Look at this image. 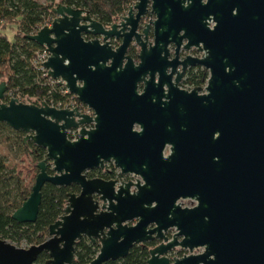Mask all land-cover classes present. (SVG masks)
Returning <instances> with one entry per match:
<instances>
[{
    "label": "water",
    "instance_id": "95a60500",
    "mask_svg": "<svg viewBox=\"0 0 264 264\" xmlns=\"http://www.w3.org/2000/svg\"><path fill=\"white\" fill-rule=\"evenodd\" d=\"M52 10L51 24L27 37L47 47L49 74L95 114L5 101L0 82V121L46 150L13 219L36 222L46 183L79 186L43 242L0 238V264H37L43 252L42 264H75L82 237L101 245L88 264L157 240L147 264H264V0H136L109 27L86 8ZM193 47L204 57L179 60ZM197 64L210 72L203 94L178 86ZM107 162L136 180L88 176ZM178 248L188 253L172 256Z\"/></svg>",
    "mask_w": 264,
    "mask_h": 264
},
{
    "label": "trees",
    "instance_id": "16d2710c",
    "mask_svg": "<svg viewBox=\"0 0 264 264\" xmlns=\"http://www.w3.org/2000/svg\"><path fill=\"white\" fill-rule=\"evenodd\" d=\"M60 2L74 7L86 8L91 14L105 25L112 24L131 5L133 0H60ZM59 3V2H58ZM57 0H50V4H43L38 0H0V82H7L5 100L12 96L24 102H38L51 99L58 101L63 96L59 90L63 87L55 82V89L51 85H44L46 77L35 68L36 51L42 48L27 35L35 34L42 26L52 20L53 7ZM7 30H12L15 38L8 37ZM49 80V76H47ZM50 81V80H49ZM8 130L15 134V143L24 150L31 149L38 162L45 158L46 150L36 146L33 141H24L25 133L11 129L5 122L0 121V131ZM11 150L14 146L11 145ZM38 164V163H37ZM53 172L52 165L48 167ZM98 176L106 179H127L110 164L106 169L99 170ZM88 176H94L87 172ZM32 189L27 188L21 177L11 169L5 157L0 156V238L7 239L17 245L26 241L28 245L43 242L49 234V225L55 222L63 213L70 192H78L79 186H56L46 183L42 189V203L36 222L21 223L13 219V212L19 208L30 195ZM156 241L146 242V245L136 244L129 254L117 260H108L104 264H147L149 249ZM99 241L93 242L82 237L76 242L75 264H88L100 250ZM183 252V250L181 251ZM49 258L43 252L37 264L44 263Z\"/></svg>",
    "mask_w": 264,
    "mask_h": 264
},
{
    "label": "rangeland",
    "instance_id": "374dc122",
    "mask_svg": "<svg viewBox=\"0 0 264 264\" xmlns=\"http://www.w3.org/2000/svg\"><path fill=\"white\" fill-rule=\"evenodd\" d=\"M38 1L43 4H50V0H38ZM58 2H60V0H57V3ZM128 11H129V8L122 15L127 14ZM55 16L56 14L53 12L52 20L46 24L50 25ZM153 17L148 15L145 19H143L142 26H144L147 22H149V20L152 19ZM114 22L119 23L120 17H118L117 20H115ZM7 32H8V37L13 40L15 38L13 31L7 30ZM11 129L13 128L11 127ZM15 141H16V137L14 133L6 129L0 131V156L5 157L6 162L9 165V167L15 170L16 174H18L21 177L24 185L27 188L32 189V186L35 183L36 176L39 172V168L37 166L38 160L35 159L31 149L24 150L20 148L19 145L15 143ZM28 141H31V140H28ZM10 144L14 146L13 147L14 150H11ZM89 172H92L94 176H98V174H101V172L99 170L97 171V169H95L94 172L91 170L88 171V173ZM181 202L183 203L184 206H189V207H192L197 204L196 199H182ZM20 246L28 247L30 245H28L26 241H23ZM200 250L201 249H199V251ZM183 251L188 253V250L183 249ZM172 255H176V254L173 253Z\"/></svg>",
    "mask_w": 264,
    "mask_h": 264
},
{
    "label": "flooded vegetation",
    "instance_id": "af4514ba",
    "mask_svg": "<svg viewBox=\"0 0 264 264\" xmlns=\"http://www.w3.org/2000/svg\"><path fill=\"white\" fill-rule=\"evenodd\" d=\"M110 25H106V26L109 27ZM152 39H153V35L150 34V40H152ZM120 42H121L120 39H113L112 40V43L115 46H117ZM140 49H141V47L136 43V41H133L131 46L129 47L128 53L130 55H132L133 58H135V60L137 61L139 59L138 55L140 53ZM169 49H170L169 58L172 59L173 57H175V47L171 44V45H169ZM188 55H191V56L197 57V58H203L204 55H205V52L200 51L196 47H193V48H191L189 50L181 48V50L179 52V60L185 59ZM178 69L183 71V67L181 65L178 66ZM176 76H177V72H175L173 74V79L176 78ZM209 76H210L209 70L205 66H203L201 64L188 66L183 71V75L181 77L180 82L178 83V86L180 87V89H183V90H186V91H192L195 88H200V94H203V93L206 92V87L208 85ZM166 86L167 85H165V87ZM167 88L168 87H166L165 89H167ZM36 103H38V102H36ZM68 109H70V108H68ZM168 153H169V148L167 147L166 150H165V154H168ZM112 163L113 162H107L104 169H106V167L110 166V164H112ZM98 170H103V169H97V171ZM117 170L119 171V169H117ZM91 171L94 172L95 170H91ZM126 176H127V179H124V180H136V178H137L133 174H127ZM124 180H119V181H124ZM156 242H158V240ZM143 245H146V244L144 243ZM178 249L176 250L177 251L176 255L178 257H181V256L186 254V252H184V251L181 252L183 249H179V250ZM173 253L175 254V252H173ZM172 256H174V255H172Z\"/></svg>",
    "mask_w": 264,
    "mask_h": 264
},
{
    "label": "built area",
    "instance_id": "2783aa9c",
    "mask_svg": "<svg viewBox=\"0 0 264 264\" xmlns=\"http://www.w3.org/2000/svg\"><path fill=\"white\" fill-rule=\"evenodd\" d=\"M133 2H135V0H133ZM133 2L131 3V5H133ZM49 55H50L49 50L47 49V47L43 46L42 48H40L39 50L36 51V57L34 60V65H35V68L41 72L42 76L46 77L43 84L44 85H47V84L51 85L52 89L50 91H52L53 89H55V85H54L55 82L59 83L60 79H56V78L52 77L49 74V70L43 64L45 61L48 60ZM47 76H49L50 81L47 79ZM61 85L63 88L61 90H59V92L63 96V98L59 99L58 101L51 99V103H49L51 106H55L57 108H70V109H74L77 106V110L81 114H88L91 116L95 114L94 110L90 106H88L87 104L82 102L77 97L76 94L70 92L64 83H62ZM13 97L14 96H12V98ZM77 132H78V129L70 130V137L75 138ZM174 231H175V229H171L169 231L168 235H169L170 239L173 237Z\"/></svg>",
    "mask_w": 264,
    "mask_h": 264
},
{
    "label": "bare ground",
    "instance_id": "6f19581e",
    "mask_svg": "<svg viewBox=\"0 0 264 264\" xmlns=\"http://www.w3.org/2000/svg\"><path fill=\"white\" fill-rule=\"evenodd\" d=\"M135 2H136V0H135ZM135 2H133V5H134ZM127 13H128V12H127Z\"/></svg>",
    "mask_w": 264,
    "mask_h": 264
},
{
    "label": "clouds",
    "instance_id": "9594fccd",
    "mask_svg": "<svg viewBox=\"0 0 264 264\" xmlns=\"http://www.w3.org/2000/svg\"><path fill=\"white\" fill-rule=\"evenodd\" d=\"M39 101H40V100H39ZM39 101H38V102H39Z\"/></svg>",
    "mask_w": 264,
    "mask_h": 264
}]
</instances>
